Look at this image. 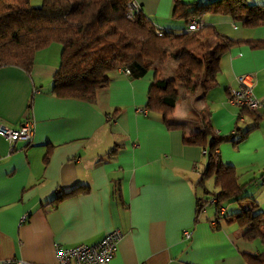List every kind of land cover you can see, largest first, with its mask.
<instances>
[{
  "label": "crops",
  "instance_id": "0c3cea01",
  "mask_svg": "<svg viewBox=\"0 0 264 264\" xmlns=\"http://www.w3.org/2000/svg\"><path fill=\"white\" fill-rule=\"evenodd\" d=\"M138 2L157 29L186 28L183 19H172L173 0ZM202 22L237 41L222 54L217 82L205 94L177 86L172 116L181 127L167 128L157 113L140 110L152 69L134 78L112 71L108 85L88 102L52 92L59 43L38 50L29 72L0 67V123L15 129L25 120L33 123L29 140L0 135V264L12 258L53 263L58 246L90 244L115 228L122 236L107 264H248L243 254L263 249L235 222L220 217L214 226L212 203L197 214L201 190L195 182L207 157L182 136L203 129L204 117L215 134L241 135L238 142H221L218 152L264 215V46L251 44L264 40V22L245 26L228 14L204 15ZM214 42L209 37L206 49ZM168 73L158 71L171 77L172 67ZM242 75L259 100L257 112L230 101ZM231 202L224 212L239 210Z\"/></svg>",
  "mask_w": 264,
  "mask_h": 264
},
{
  "label": "trees",
  "instance_id": "16d2710c",
  "mask_svg": "<svg viewBox=\"0 0 264 264\" xmlns=\"http://www.w3.org/2000/svg\"><path fill=\"white\" fill-rule=\"evenodd\" d=\"M128 1L41 0L39 5H32L30 0H0V67L16 65L29 72L38 50L52 42L59 43L52 92L59 97L88 102H94L98 90L108 85L112 71L127 69L126 74L134 78L152 69L153 79L142 108L146 113H157L167 128L181 127L182 121L172 116L179 96L177 82H182L187 91L199 87L205 94L217 82L222 54L237 40L205 23L196 29L159 30L141 5L133 17H128ZM215 13L228 14L245 26H256L264 22V2L250 5L244 0H173L172 16L183 19L186 25L190 17L201 20L204 15ZM211 36L215 39L214 45L206 50ZM251 44L264 46V40L251 41ZM170 57L176 60L174 76H159L160 66ZM204 118L203 129L182 136L183 143L200 146L207 156V166L195 182V187L201 190L196 212L200 214L205 205L212 203L214 226L222 217L242 227L245 237H258L263 249L243 255L248 264H264L263 212L257 201L243 192L245 183L239 182L233 166L223 164L218 152L221 142H238L241 135L215 134ZM47 158L48 151L44 160ZM209 178H214L217 191L206 186ZM78 189L60 191L55 198ZM213 196L216 200L210 202ZM227 200L238 202L240 208L220 214L219 208Z\"/></svg>",
  "mask_w": 264,
  "mask_h": 264
},
{
  "label": "built area",
  "instance_id": "2783aa9c",
  "mask_svg": "<svg viewBox=\"0 0 264 264\" xmlns=\"http://www.w3.org/2000/svg\"><path fill=\"white\" fill-rule=\"evenodd\" d=\"M140 3L138 0H129L127 2V16L133 17L139 11ZM203 24L202 19H196L194 17L188 18L186 29H196ZM128 73L127 69H121ZM240 82L239 87L232 88L229 91L230 101L245 106L252 112H257L259 108V100L252 94V87L245 81V76H239ZM145 112V109H140ZM33 132V123L30 120H25L20 127L10 128L0 123V135L7 138L9 141L14 142L16 139L21 138L29 140ZM216 197L213 196L210 202H214ZM206 206L203 207V210ZM224 206L219 208V213L224 212ZM190 231H184L183 236L189 237ZM122 236L119 228L112 229L105 233V235L98 241L87 244L78 243L69 247H57V258L53 263L47 264H107L112 257L115 249L117 248L118 242ZM1 264H28L22 259H5ZM46 264V263H37Z\"/></svg>",
  "mask_w": 264,
  "mask_h": 264
},
{
  "label": "rangeland",
  "instance_id": "374dc122",
  "mask_svg": "<svg viewBox=\"0 0 264 264\" xmlns=\"http://www.w3.org/2000/svg\"><path fill=\"white\" fill-rule=\"evenodd\" d=\"M40 1L41 0H30V2H31V4L32 5H39L40 4ZM215 14H217V13H215ZM206 15H208V14H206ZM210 15V14H209ZM219 15H224V14H219ZM172 19L173 20H178V19H180V18H176V17H173L172 16ZM179 22H180V20H179ZM221 30H223V27H221L220 28ZM207 50V49H206ZM172 67V73H170V75H168V76H174V74H175V68H176V64H175V58H173V57H170L164 64H162L161 66H160V68H159V70H161V72H163V71H165L166 70V72H167V74H169L168 72H169V69ZM163 75V74H162ZM161 75V76H162ZM183 83L182 82H180V81H178L177 82V86L179 87L180 85H182ZM204 116V115H203ZM207 157V156H206ZM214 178H209L207 181H206V186H208L211 190H218L217 189V187H215L214 186V180H213ZM232 203L231 201H226V204L227 203ZM245 202L246 201H244L242 204H245ZM228 203V204H229ZM207 206H209V207H211V204L210 203H208V205ZM230 210H231V208H233L232 207V204H230ZM251 240V243H252V245H254V246H257V245H260L261 244V241H260V239L258 238V237H254V238H252V239H250ZM263 247V246H262Z\"/></svg>",
  "mask_w": 264,
  "mask_h": 264
}]
</instances>
